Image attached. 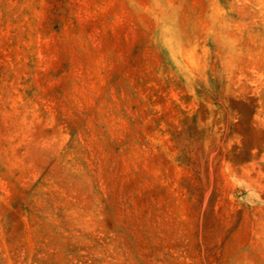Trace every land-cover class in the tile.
I'll return each mask as SVG.
<instances>
[{
	"label": "rangeland",
	"instance_id": "rangeland-1",
	"mask_svg": "<svg viewBox=\"0 0 264 264\" xmlns=\"http://www.w3.org/2000/svg\"><path fill=\"white\" fill-rule=\"evenodd\" d=\"M0 264H264V0H0Z\"/></svg>",
	"mask_w": 264,
	"mask_h": 264
}]
</instances>
